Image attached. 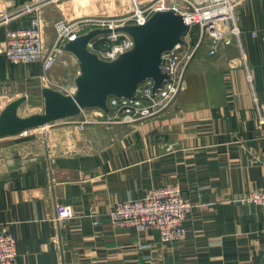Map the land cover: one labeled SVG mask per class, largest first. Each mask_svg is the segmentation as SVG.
I'll use <instances>...</instances> for the list:
<instances>
[{
    "label": "crops",
    "instance_id": "0c3cea01",
    "mask_svg": "<svg viewBox=\"0 0 264 264\" xmlns=\"http://www.w3.org/2000/svg\"><path fill=\"white\" fill-rule=\"evenodd\" d=\"M29 1L0 0L8 17L0 25L2 96L41 75L39 63L11 65L4 56L6 31L28 23L13 17L15 9ZM73 1L44 10L43 42L54 41L57 20L76 22ZM111 1L91 3L110 8ZM115 1L125 14L127 6ZM236 13L239 43L209 55L204 42L181 94L160 115L119 125L87 109L72 118L87 126L66 151L45 142L46 133L1 144L0 230L11 229L18 264H264L260 209L237 202L264 190V0H238ZM164 185L180 187L192 203L184 241L163 244L154 230L111 226L115 203ZM58 204L73 217L57 222Z\"/></svg>",
    "mask_w": 264,
    "mask_h": 264
},
{
    "label": "built area",
    "instance_id": "2783aa9c",
    "mask_svg": "<svg viewBox=\"0 0 264 264\" xmlns=\"http://www.w3.org/2000/svg\"><path fill=\"white\" fill-rule=\"evenodd\" d=\"M70 0H31L15 9L13 17H28L24 27L7 30L4 56L11 65L39 63L47 72L64 55V45L79 35L93 29H114L119 27L106 20L89 19L68 23L59 19L54 23L55 41L52 48L45 49L41 33V15L48 7H57ZM134 1V0H133ZM133 13L120 25H141L154 12L170 10L184 18L188 27L183 42L161 56V72L167 76L160 89L153 92L152 79L142 81L134 99L109 97L107 99L109 122L119 125H136L160 115L178 98L184 88L187 69L201 45L209 46V55H214L223 46L239 43V16L236 13L238 0H149L138 6L135 1ZM8 17L0 15V25ZM196 28L199 35L192 36ZM253 36L255 34H252ZM133 47L132 38L126 33L98 35L87 45V49L103 61H114ZM247 80L251 83L250 75ZM66 94H72L75 86L68 85ZM256 101V98H253ZM83 129V128H82ZM237 202L253 205L260 209L264 224V190L247 193ZM55 220L65 222L73 217L69 206L58 204ZM192 210V203L176 185H164L146 190L140 198L115 203L107 219L115 230L127 228L156 231L163 244L179 243L186 238L183 225ZM96 225V222H94ZM0 264H18L15 239L9 227L0 230Z\"/></svg>",
    "mask_w": 264,
    "mask_h": 264
},
{
    "label": "water",
    "instance_id": "95a60500",
    "mask_svg": "<svg viewBox=\"0 0 264 264\" xmlns=\"http://www.w3.org/2000/svg\"><path fill=\"white\" fill-rule=\"evenodd\" d=\"M184 18L170 10L154 12L141 25H123L114 29H93L67 42L63 50L77 61L79 72L73 80L75 91L63 94L49 87L41 88L43 112L20 116L18 110L26 97L9 102L0 112V139L20 135L35 128L73 118L87 109L108 113L109 97L134 99L138 85L145 79L160 89L167 76L161 72V56L183 42L187 32ZM126 33L133 40L131 50L114 61H103L87 49L98 35Z\"/></svg>",
    "mask_w": 264,
    "mask_h": 264
},
{
    "label": "rangeland",
    "instance_id": "374dc122",
    "mask_svg": "<svg viewBox=\"0 0 264 264\" xmlns=\"http://www.w3.org/2000/svg\"><path fill=\"white\" fill-rule=\"evenodd\" d=\"M138 6L146 5V3L149 0H142L141 3H139V0H134ZM133 0H119V4H124L126 7V13H118L116 9L117 7L116 3L117 1L112 0L110 8L106 4L95 5L94 3H91V0H74V7L76 8L73 11V20L76 22H83L85 20L89 19H97V20H106L109 22H113L115 25L120 26L124 19L128 16H130L134 11V2ZM123 6V5H122ZM98 7L101 8L105 13L100 14L98 13ZM49 8V7H48ZM52 9V7H50ZM115 12V13H114ZM108 13H114L108 14ZM47 25L45 24V27ZM54 26V24H53ZM45 29V28H44ZM52 29V24L48 25V32H50ZM192 36L199 35L198 29L194 28L191 32ZM45 41V40H44ZM53 39L48 37L46 41L44 42V46L46 50H50L52 48L53 43L51 42ZM65 61L67 63V67L60 66L57 62L53 66L52 69H50L47 72L41 71L40 77L37 79L32 80L31 82H26L23 84H16L12 90L7 92L5 96L0 95V112L1 110L11 101L25 96L26 101L23 103L19 108V115L20 116H28L31 114H39L43 112V98L41 96V88L43 87H49L54 90H57L63 94H66L67 89H63L68 85L72 84L73 78L78 75L79 67L77 64L76 59L68 53H64V55L61 56L60 61ZM75 79V78H74ZM20 85V86H19ZM81 114V113H80ZM89 112L82 113V117L88 118ZM90 125V124H88ZM87 124H77L74 122V119L68 118L63 119L57 122H54L52 124H49L45 126L44 128H35L33 130H29L26 133H22L17 136L13 137H6L0 139V147L1 144L4 143H10V142H17L19 139H22L21 136L25 137H41L45 136L46 133V141L47 143L58 142V148L60 152L66 151L67 149H70L68 147V142L72 144L73 141H76L78 133H81V130L86 127ZM83 128V129H82ZM78 133H77V132ZM23 139H26L23 137ZM74 139V140H73Z\"/></svg>",
    "mask_w": 264,
    "mask_h": 264
},
{
    "label": "bare ground",
    "instance_id": "6f19581e",
    "mask_svg": "<svg viewBox=\"0 0 264 264\" xmlns=\"http://www.w3.org/2000/svg\"><path fill=\"white\" fill-rule=\"evenodd\" d=\"M118 26V25H117ZM19 112V111H18ZM47 126V125H46ZM45 127V126H44ZM44 127H41V128H44Z\"/></svg>",
    "mask_w": 264,
    "mask_h": 264
}]
</instances>
